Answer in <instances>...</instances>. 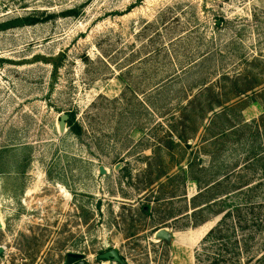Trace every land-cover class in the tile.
<instances>
[{
  "label": "rangeland",
  "instance_id": "obj_1",
  "mask_svg": "<svg viewBox=\"0 0 264 264\" xmlns=\"http://www.w3.org/2000/svg\"><path fill=\"white\" fill-rule=\"evenodd\" d=\"M263 115L264 0H0V264H195L242 184L264 264Z\"/></svg>",
  "mask_w": 264,
  "mask_h": 264
},
{
  "label": "trees",
  "instance_id": "obj_2",
  "mask_svg": "<svg viewBox=\"0 0 264 264\" xmlns=\"http://www.w3.org/2000/svg\"><path fill=\"white\" fill-rule=\"evenodd\" d=\"M21 22H23L25 25H35L38 23L37 21H33L31 19H24V21ZM262 119H264V115L261 117L260 121H262ZM68 121V125L70 126L71 121H73L72 117L69 118ZM76 128L78 127H76L75 124L71 126V130L75 132V134H79L76 131ZM254 128L256 129L255 135L258 136L259 130H261L262 127L259 123H256L254 125ZM262 159L264 158L258 159V161H262ZM255 160H257V156L253 157L252 159V161ZM193 167V163L188 164L187 171L185 172L186 175L189 176V172L193 170ZM192 182L196 184L198 188L200 187L198 178L193 177ZM216 185L217 182H215L213 186ZM210 188L211 187L208 186L203 187L202 189H198L199 193L195 197H193L192 200L196 201L197 198L205 197V195L208 194L211 190ZM251 191L252 190L250 184L237 185V187H233V190L231 192L225 195L215 196L212 199L204 202L203 204L193 207L191 218H194V221L192 222V225H202L196 233L197 239L207 231L205 223L209 221V219H198V217H200L206 211H212L214 207L222 206V208H224L213 214L214 217L219 218V221L217 225L213 227L202 239L200 248L195 256V264H251L253 261H255L256 263H261L262 256L255 259L251 258L252 260H250L249 256L250 251L252 250V246H250V243L252 242V240H254L255 233L252 232V234L250 233L249 235H247L248 238H245L246 235L244 233L248 228L246 227V223L248 224V222L243 219L242 211L247 209L252 210L255 208V206H257V208H260L261 205V203H253L250 202V199L244 198L247 197V193ZM237 198H242L241 203L237 204L234 202L235 204H226L225 202H229L232 199L234 201ZM250 223L256 231L261 226L260 222H258V219H255V223H253L252 221H250ZM238 232H241V235H238ZM167 245L168 243H165V246ZM199 251H202L203 253L201 254L199 253Z\"/></svg>",
  "mask_w": 264,
  "mask_h": 264
},
{
  "label": "water",
  "instance_id": "obj_3",
  "mask_svg": "<svg viewBox=\"0 0 264 264\" xmlns=\"http://www.w3.org/2000/svg\"><path fill=\"white\" fill-rule=\"evenodd\" d=\"M66 120H68V116H63L61 118L62 126L65 124ZM99 171H100L101 175H106V173H107L106 170H104L103 168H100ZM0 227H1V217H0ZM154 238H155V240H157L159 242L170 243L172 237H171V234L169 233L168 230L160 229L154 233ZM2 252H3V249L0 248V255L2 254ZM69 257L72 259H81L82 258L81 256H78V255H70ZM98 258L100 260H113L116 263L124 264L116 251L106 252L102 255H99ZM77 264H86V263L84 261H80Z\"/></svg>",
  "mask_w": 264,
  "mask_h": 264
}]
</instances>
